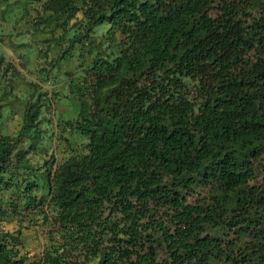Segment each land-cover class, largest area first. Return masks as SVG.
<instances>
[{"label": "trees", "instance_id": "trees-1", "mask_svg": "<svg viewBox=\"0 0 264 264\" xmlns=\"http://www.w3.org/2000/svg\"><path fill=\"white\" fill-rule=\"evenodd\" d=\"M5 36L0 264H264V0H0Z\"/></svg>", "mask_w": 264, "mask_h": 264}, {"label": "rangeland", "instance_id": "rangeland-1", "mask_svg": "<svg viewBox=\"0 0 264 264\" xmlns=\"http://www.w3.org/2000/svg\"><path fill=\"white\" fill-rule=\"evenodd\" d=\"M0 50L5 53L6 59L12 65L9 69L7 67V71L0 73V86L12 85V90H9L6 94L0 89V101L5 105L2 108V113L4 115L5 125L9 129L16 127L18 123L21 122L22 104L29 98L27 96L32 92V83L36 82L38 84V82L34 74L26 73L21 68L17 55V53L21 52V49L12 51L7 47L6 49ZM56 87H58L57 83L53 85L51 82H46L42 85V88L49 93L51 92V94ZM77 111L78 105L76 101L68 98L65 99V104L63 106L55 104L54 106L51 105L50 107L43 109V117L45 118V121L48 119L43 125L47 129V132L45 133L47 135L45 139L47 141L46 150L42 154L32 155V162L35 163L39 161L41 163L44 157L52 153L57 157L60 155L57 125L59 122L58 112H61L66 118L72 119L77 116ZM13 227L14 224H11L10 228ZM24 235V247L22 250H28L30 253L38 252L41 248V243L40 240L35 237L33 231L26 230Z\"/></svg>", "mask_w": 264, "mask_h": 264}, {"label": "crops", "instance_id": "crops-1", "mask_svg": "<svg viewBox=\"0 0 264 264\" xmlns=\"http://www.w3.org/2000/svg\"><path fill=\"white\" fill-rule=\"evenodd\" d=\"M4 33H7V30L4 31ZM8 38L5 36L3 37L2 41L0 40V49H6L7 47H9L7 44H5V42H7ZM5 55V53H4ZM6 57V55H5Z\"/></svg>", "mask_w": 264, "mask_h": 264}]
</instances>
